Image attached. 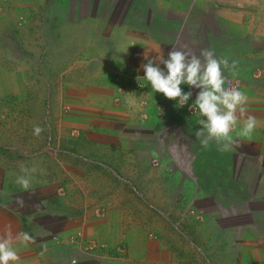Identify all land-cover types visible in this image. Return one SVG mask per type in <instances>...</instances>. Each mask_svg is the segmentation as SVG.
Wrapping results in <instances>:
<instances>
[{
  "label": "crops",
  "instance_id": "1",
  "mask_svg": "<svg viewBox=\"0 0 264 264\" xmlns=\"http://www.w3.org/2000/svg\"><path fill=\"white\" fill-rule=\"evenodd\" d=\"M172 48L238 61L235 76L225 71L248 96L233 150L201 146L199 109L159 116L166 98L141 66L167 59ZM181 88L194 102L199 90ZM1 107L0 237H34L14 242L18 264H184L158 237L165 224H155L146 205L171 198L165 173L181 176L159 154L163 124L169 136L176 125L197 153L193 180H180L197 185L191 197L197 216L207 215L212 253L225 247L228 264H264V236L250 217L241 240L228 244L221 236L231 224L212 206L202 210L204 201L233 198L240 183L253 184L246 196L264 206V0H0ZM249 115L257 127L240 136ZM9 120H17L15 131ZM22 175L31 178L27 191L15 182Z\"/></svg>",
  "mask_w": 264,
  "mask_h": 264
},
{
  "label": "clouds",
  "instance_id": "2",
  "mask_svg": "<svg viewBox=\"0 0 264 264\" xmlns=\"http://www.w3.org/2000/svg\"><path fill=\"white\" fill-rule=\"evenodd\" d=\"M161 64L164 68L160 67ZM141 67L145 74L143 79L149 82L152 91L177 101L180 107L187 104L193 95L192 91L184 92L181 85L198 89L194 103L202 119L198 121L201 127L195 133L196 138L203 148H208L210 142L214 141L222 152L233 150L235 141L231 133L240 125L241 117L246 112L248 96L236 87H226L228 80L225 71L235 76L238 61L231 60L230 63L229 57H217L211 49H204L196 56L172 48L167 59L156 57V60H148ZM257 123L256 117L247 116L240 126L239 135L250 136ZM43 131L38 125L33 128L36 136ZM15 182L26 191L31 188L30 176H19ZM17 203L23 206L22 199ZM15 241L28 244L34 242V237L27 232H20L15 237L11 233L0 237V264H18L20 257L14 247Z\"/></svg>",
  "mask_w": 264,
  "mask_h": 264
},
{
  "label": "rangeland",
  "instance_id": "3",
  "mask_svg": "<svg viewBox=\"0 0 264 264\" xmlns=\"http://www.w3.org/2000/svg\"><path fill=\"white\" fill-rule=\"evenodd\" d=\"M166 102L170 104L171 99H167ZM11 108H13V113L19 114V107L16 104L11 106ZM1 110L2 107L0 108V113H5V111ZM170 110L173 111V109ZM16 121L17 120H9L14 131L16 127L13 125L16 124ZM157 129L160 156L165 154V156L170 159V163L173 167L171 169L181 174L178 179L176 177L168 178L165 173V179L171 182V184L168 183L170 186L165 184V188H169L168 190L172 192V194H169L171 197L170 199H164L160 196L159 200L153 201L152 203L147 200V208H151L154 211V216L157 217L155 224L159 226H161V223L165 224V231H158V237H165V244H174L169 245L171 247L169 250L178 253L183 259V261L180 260V262L184 264H228L225 259L226 257L221 256V253H224L225 247L219 250V252H215L214 250L213 253L209 247V241L214 239V237H210L212 234L208 227V220L205 217L207 215L203 212L205 216L201 214L197 216L196 208L198 202L195 198L191 197L197 185L194 183L184 184L181 183L180 180L181 178L193 180L195 174H193V170L189 165L190 162L192 163L195 160L197 153L190 149V146L187 145V141L184 140L181 134L179 136L176 135L178 131L176 125H172V128H170L173 133L171 136L166 133L165 124L162 126L160 125ZM18 130L21 129L17 127V131ZM235 174V177L238 176L239 170L238 173L235 172ZM158 175L161 176L160 174ZM240 184L233 185V198L228 199L227 202H225L226 200H221V204L217 206L210 200L204 201L203 203L204 208L202 210L212 206L211 208L216 209L221 218L231 224V232L227 231L221 236L228 244L235 238L238 241L241 240L243 232L240 228L248 221L247 219L249 217L250 221L257 229L256 234L264 236V224L258 226V223L264 220V206L261 205L259 208H256L254 202L257 203L258 201L246 196L247 192H253V184L246 185L248 188L243 189L240 188ZM252 213L253 215H251ZM218 231L219 230H217V232ZM219 232L221 233V231ZM235 249L234 252H236Z\"/></svg>",
  "mask_w": 264,
  "mask_h": 264
},
{
  "label": "built area",
  "instance_id": "4",
  "mask_svg": "<svg viewBox=\"0 0 264 264\" xmlns=\"http://www.w3.org/2000/svg\"><path fill=\"white\" fill-rule=\"evenodd\" d=\"M227 80H228V83H227L226 87H229V86L230 87H236L242 91V83L239 79L233 78V77H227ZM166 101H167V99H166ZM166 101H164V103H160L156 106V109L158 110L159 116L166 109H173V112L179 116L195 115L198 111V108L195 106V103L190 101V100L183 107H180L179 103L175 100H171L170 104H169V102H166Z\"/></svg>",
  "mask_w": 264,
  "mask_h": 264
}]
</instances>
